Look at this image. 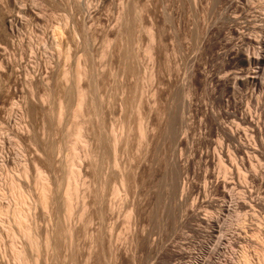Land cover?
<instances>
[{
  "label": "rangeland",
  "instance_id": "obj_1",
  "mask_svg": "<svg viewBox=\"0 0 264 264\" xmlns=\"http://www.w3.org/2000/svg\"><path fill=\"white\" fill-rule=\"evenodd\" d=\"M245 51L262 59L249 63ZM78 63L85 71L80 82L100 111L95 122L119 120L124 95L125 114L132 110L131 119L126 115L130 132L136 131L134 123L151 105V144L135 199L137 228L124 221L129 201L114 214L91 206L97 212L90 207L93 220L79 223L75 251L65 246L62 225L47 250L51 221L31 168L24 184L33 207L25 225L38 235L39 252L26 246L9 217L8 229L0 223V264H264V0H0V209L11 195L9 178L21 181L25 159L48 165L47 153L38 150L63 136L64 127L58 132L61 124L55 121V129L53 123L57 94L71 103ZM143 65L147 72H139ZM150 72L153 77L145 78ZM48 87L50 115L44 121L36 109L38 115L26 117L25 100H37ZM144 94L153 104L142 102ZM243 114L254 128L241 123ZM73 118L67 108L69 128ZM225 127L240 128V135L226 136ZM133 132L127 154L136 163L144 149L134 144ZM240 140L246 149H237ZM243 199L250 205L238 203ZM102 223L113 230L105 233ZM21 244L25 252L17 261L14 248Z\"/></svg>",
  "mask_w": 264,
  "mask_h": 264
},
{
  "label": "bare ground",
  "instance_id": "obj_2",
  "mask_svg": "<svg viewBox=\"0 0 264 264\" xmlns=\"http://www.w3.org/2000/svg\"><path fill=\"white\" fill-rule=\"evenodd\" d=\"M83 5H85V4H83ZM147 51H149V50H147ZM257 54H258L257 56H256V54H254V55L252 54L253 56H251L250 54H248V52L246 53V51H245V60L248 61L249 63H253V62L259 63L260 59H262V58H260V53H257ZM139 64H142V62ZM139 68L140 67H138V69ZM143 69L145 70V72H147V70H148L147 65H143L142 68L139 69V72H140V70H143ZM135 70H137V69H135ZM135 70H131V71L135 72ZM133 72H131V73H133ZM139 72H137V73H139ZM84 74H85V71L81 69L80 64L78 63L76 71H75V81H74V87H73L74 92H73V100L71 101V103H69V102L67 103L65 101V99L62 98V96H64L63 94H62V96H61V93H59L60 95L57 94V97L59 96L57 98L58 99L57 100L58 106L56 105V110H54L56 113V115H55L56 117L54 116L55 120L53 121V123L56 124L55 123V121H56L59 124H61V127H59V128H57L58 123L56 124L57 126L54 127L55 129L57 128L56 129L57 131H58V129L60 130L62 127H64V129H63L64 133L63 134H61L62 130L60 132L58 131L60 133V135H63V136H62V138L60 136V139L55 140V142L51 144L50 149H49L50 142H43V140H44L43 138L40 139L44 143V145H42L43 143L40 144L43 147L42 150H38L41 147L40 148L37 147L38 151H41V152L44 151L45 153H47L48 157L46 154H45L46 156L44 154L43 155H44V157H47L45 161H48V165H46V166L44 165V167H43L42 166L43 164L41 162L44 163V160L41 161V159L39 160V158H37V157L35 158V160H31V161L28 160L29 158L25 159V162H24V164H22V167H21L22 179H21V181L17 182L13 177L9 178L8 184H9V187L11 189V195L7 199L6 204L2 205V208L0 209V223H1V226L3 225L4 230L8 229L7 224H8L9 217L13 218L15 220L16 224L18 225L21 234H23V236H25V238H26V242H25L26 246L30 247L33 251H35V253L39 252L38 251L39 242L37 240L38 235L36 233H34V234L32 233V228L29 224L27 225V223H26V225H25L26 220L28 221V219L31 215V210L33 207V201L29 197L28 187L24 184V183L28 184L31 168L35 169V172H36L35 183H36L37 187L39 188V195H38L39 202H40L41 206L44 208L46 215L49 217V219L51 221V223H50L51 227L47 229L45 239H44V246L47 250L52 248L58 239V235L56 233V230H57L56 228L58 225H60V226L62 225L61 227L64 230L62 240L64 241L65 246L67 247V249L71 248L70 250H72L75 247L74 243H75V245L77 243V241L75 242V240H77L76 238L78 235V232H77L78 225L80 222L88 223V222H91L93 220L94 217L91 214L97 212V211L93 212L94 210L92 208L94 206H98V208H100V209H98V211L107 209V210L111 211V213L113 212V214H114L115 211L119 212V210L122 208L123 204L124 203L126 204V201L131 202V204L128 203L129 207L126 206L128 208V209H126V213H125V216H126L125 218L127 220H124V221H125V223H127L126 225H127V228L129 227L128 229H131V228L134 229L135 227L137 228L138 219L135 220V218H137V215L135 214V202L137 200L135 201V199L137 197V194L139 193L140 188H142V187H140V181H139L138 177L140 174L143 173L142 172V170H143L142 165L146 164V162H147V159H148L147 158V155H148L147 154L148 153L147 148L151 144V138H150V134H149L151 127H152L151 122H150V116L152 113L151 108H150L151 105L149 106V109H148L150 113L149 112L145 113L147 111V110H145V112H144L145 115H143L141 117L139 116L140 118L139 119L137 118L138 119L137 122L135 120L136 123H134V126L136 124V127L133 126L134 128H136V131H134V129H133V131L135 132L136 137H137L136 138L133 135L136 138V139L132 138V139H134V142H135L134 144H136V142H138V145L141 146V148H138V149L141 151V149L143 147V149H144L143 151H145V152L142 151L141 155L139 152H138L139 155L135 153V155H138L140 157L139 159L137 158L136 163H135L133 161L136 158V156H134L135 158L133 159L132 157L129 156V153L127 154V150H128L127 145L129 144V138H130L129 136H130V133L132 136V132H133V131L130 132L132 129V123L129 122V121H131L130 120L131 117H130V115H127V114H130L132 112V110H130V113L127 112V114H125L126 112H124V111H127L126 109H128L127 106H129V103H128V105H126V104L129 100H127V97L124 95H122L120 97L121 101L119 104L121 105L120 107H121V110L123 112L121 113V117H118V118H120L119 120L117 119L118 121L117 120L114 122L109 121L110 124L108 123L109 124V126H108V124H106L105 121L102 122L105 117L102 119V121L100 120L103 124L105 123L107 125V127H105L106 125L103 126V128L106 129L104 131L105 132L104 134L106 136L104 137L102 135V133H103L102 130H104V129L102 127L100 128V125H101V124H99L100 121L98 120L97 122H95V120H96L95 118L98 117L97 115L100 114V111H96V109H98V108L96 107V105H94L95 104L94 103V97L91 94V92L85 86H83L80 82L82 77L84 76ZM139 74H141V73H139ZM142 74H143V72H142ZM146 77H147V79L152 78L153 73L150 72L149 74L145 75V78ZM64 78L66 79V81L68 80L66 76ZM122 90L123 91H121V92L124 93V91L126 89L123 88ZM146 90H144V91L146 92ZM144 91H143V93H145ZM149 93H151V91H149ZM32 94H34V93H32ZM95 94H97V93H95ZM148 94H147L148 97L151 96V94H149V95ZM27 95H29V93ZM35 95H36V93H35ZM144 95L146 96V94H144ZM33 96L34 95H32V97ZM51 96H52L51 88L48 87V90L46 92H44L43 94H41L38 97L36 96L37 100L33 99L35 101H31V98L26 97L27 99L25 100V104L23 103L25 105V108L24 107L23 108L26 111V117H28L27 116L28 113H32V111L34 112L36 109L37 110L39 109L40 112L43 114V116H41V119H43L42 117L49 114L52 110L51 106H49ZM145 96L144 97L140 96V97L142 100H143V98L147 99V96L146 97ZM101 98H102V96H101ZM147 101L143 100L142 102H147ZM148 102L150 104L151 101H148ZM152 106H154V105H152ZM67 108L70 109V113L74 117L71 121V127L70 128H69V124H68L69 121L67 119H65V113H66ZM36 112L37 111H35L34 113H36ZM34 113H32V114H34ZM36 114L38 115V112ZM36 114H35V116H37ZM122 114H124V116ZM126 115L129 116L130 119ZM249 115H250V113H249ZM47 117L46 118L44 117L43 120L45 121L47 119ZM126 117L129 119V121H127L128 119H126ZM249 118L250 117L247 114H243L241 116V123L246 125V126L251 125V126H253L252 128H254L255 124ZM50 122H52V121L50 120ZM42 123L43 124L47 123V125L49 124L48 122H42ZM152 124H153V122H152ZM238 124H240V123H238ZM257 124H259V123H257ZM47 125H46V127H47ZM96 125L98 128L95 130ZM242 126L243 125L240 126L241 130H242ZM256 126L258 127L259 125H256ZM100 129H101L102 133L100 132ZM46 130H47V128H46ZM224 130H225L226 136L228 135L232 139H234L236 137V135H238V136L240 135V133H239L240 128L239 129L238 128L237 129L232 128L231 130H228L226 128ZM244 130H245V136H246V127ZM256 130H258V129H256ZM259 130L261 132V129H259ZM57 131L55 132V134H57ZM255 132H257V131H255ZM42 133H43V130H42ZM237 133H239V134H237ZM241 133H242V131H241ZM26 134H27V132H26ZM37 137H39V136H37ZM104 138H105V140H104ZM230 138H227V139H229V141H230ZM239 138H241V137H239ZM40 140H39V142H40ZM103 141H104V143L106 142L108 144V145L107 144L106 145L109 148H107L106 145H103L104 144ZM242 141L239 142V144H237V149L238 148H240V149L241 148L242 149L247 148V143L245 144ZM134 144H133V146H134ZM234 145H235V143H234ZM131 146H132V144H131ZM144 147L146 148V150ZM234 147H236V146H234ZM105 148L109 149V152ZM46 149L48 150L47 152L45 151ZM104 149L108 153L105 154ZM38 151H36V152L38 153ZM128 152H130V151H128ZM242 153L246 154V152L245 151L243 152V150H242ZM103 154H105V155L110 154V155H109V157L107 156L108 158L107 157L104 158ZM230 154H231L230 157H231L232 161L234 162V164L236 166H238L237 160H236L237 155L235 156V154L232 152H230ZM37 155H39V154H37ZM130 155H131V153H130ZM249 155H250V153H249ZM131 156H133V155H131ZM252 157H254V156H252ZM240 158H241V155H240ZM248 158L251 159V157H248ZM221 159H222V157H220V160ZM243 160H244V158H243ZM255 160H256V158H255ZM238 161L240 162V160H238ZM241 162H242V160H241ZM241 164H239L238 169H241V168H239L241 166ZM249 164L252 167V169L256 170V167H257L256 164H254L252 161H250ZM131 175L133 176V180L131 179ZM170 180H172V179H170ZM178 182L180 184V181H177V179H176L177 184H178ZM171 186H172V188H174L173 185H171ZM176 188H178V187H176ZM179 188H180V186H179ZM180 189L182 192V188H180ZM178 190L176 192H178ZM176 192H174V193H176ZM183 192H184V190H183ZM194 203H196V202H194ZM238 203H240L243 207L248 205V203L244 199L238 201ZM128 204H126V205H128ZM91 206H93V207H91ZM90 207H91L92 212H93L91 214L89 213ZM104 212L106 213V210ZM100 213H101V211H100ZM108 213L109 214H107V217H108V215H110V212H108ZM115 214H117V213H115ZM111 216H113V215H110V219H111ZM138 216H139V214H138ZM103 217H105V214ZM103 217L101 216L99 218H103ZM113 217H115V215ZM132 219H134V220L132 221ZM105 221H106V219H105ZM113 224H115V221H114V223L113 222L111 223V226H113ZM102 225H103V223H102ZM106 225H108V224H106ZM103 226H105V225H103ZM105 227L107 229V230L105 229L106 230L105 233H109L108 229L113 230L110 226H108L109 228H107V226H105ZM142 227H143L142 231L145 233V235L150 234L149 233V224H144ZM110 233L112 234L111 231H110ZM111 234H107V237H108V235H111ZM109 237H113V236H109ZM115 238H116V236H115ZM116 239H118V237ZM112 240H114V239H112ZM110 241L111 240H109V242ZM26 246L21 244V245H17L14 248L15 259L17 261L22 260V253L25 252ZM63 246H64V244H63ZM67 251H69V250H67ZM72 251L74 252L75 250H72ZM263 255H264V253H263ZM37 259L38 258H36V260ZM243 259L247 260L248 256L244 255Z\"/></svg>",
  "mask_w": 264,
  "mask_h": 264
}]
</instances>
